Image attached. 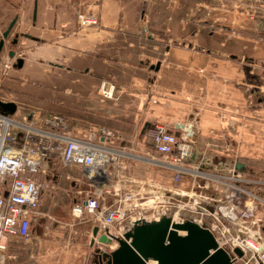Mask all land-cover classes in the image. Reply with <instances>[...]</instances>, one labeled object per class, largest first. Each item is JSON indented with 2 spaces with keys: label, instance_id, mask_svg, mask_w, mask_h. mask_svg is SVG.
<instances>
[{
  "label": "crops",
  "instance_id": "obj_1",
  "mask_svg": "<svg viewBox=\"0 0 264 264\" xmlns=\"http://www.w3.org/2000/svg\"><path fill=\"white\" fill-rule=\"evenodd\" d=\"M79 13L97 15L98 27H79ZM13 19L0 48V102L15 105L12 116H57L76 136L111 130L112 147L131 154L116 187L142 196L199 190L202 179L172 184L148 136L156 122L175 133L176 123L192 125L199 153L190 164L213 172L234 163L264 215V0H0V38ZM65 169L70 192L46 194L66 182ZM41 172L49 187L28 241L7 242V264H101L96 222L71 211L92 188L56 160Z\"/></svg>",
  "mask_w": 264,
  "mask_h": 264
},
{
  "label": "built area",
  "instance_id": "obj_2",
  "mask_svg": "<svg viewBox=\"0 0 264 264\" xmlns=\"http://www.w3.org/2000/svg\"><path fill=\"white\" fill-rule=\"evenodd\" d=\"M77 23L79 27H98L99 20L95 14L79 13ZM102 93L111 95L104 90ZM172 129L177 132L158 122L149 129L151 145L160 155L152 162L172 173L173 185L187 177L202 179L203 183L197 185L198 191L163 193L153 187L149 195L142 196L116 187L118 178L123 177L121 170L126 168L120 159L131 158V154L112 147L111 130L89 126L84 135L76 136L57 116L35 123L25 115L0 113V182L4 183L0 190V264H7L6 244L11 238L27 242L30 237L32 214L49 187L35 178L43 172L41 165L45 160L76 167L92 188L82 202L72 205L71 211L74 216H89L99 233L106 236V243L94 238L101 254L115 250L118 240L129 243L126 237L137 222L152 223L165 218L170 223L194 224L209 233L216 249H224L231 264H264V215L258 212L254 203L257 196L246 187L242 172L234 163L226 170L213 172L192 166L190 159L199 153L196 129L184 123H176ZM113 177L115 185L102 191ZM236 248L241 256L235 253Z\"/></svg>",
  "mask_w": 264,
  "mask_h": 264
},
{
  "label": "water",
  "instance_id": "obj_3",
  "mask_svg": "<svg viewBox=\"0 0 264 264\" xmlns=\"http://www.w3.org/2000/svg\"><path fill=\"white\" fill-rule=\"evenodd\" d=\"M15 19L8 25L1 34L0 48L7 38ZM16 39L13 40V43ZM12 54V53H11ZM151 68L157 69L158 63ZM15 105L10 102H0V113L12 115L15 112ZM237 168L242 164L237 163ZM4 197L7 195L5 192ZM170 221L161 219L158 222H137L132 234L126 238L129 243L118 240V247L110 253L103 252L106 264H146V260L152 259L157 264H196L205 259L204 264H231L225 252L216 249V244L206 231L191 223L173 224L168 231ZM183 230L185 235H178L175 230ZM97 225L92 228V243L98 234ZM98 241L106 243V236L101 234ZM167 242V243H166ZM210 249L214 250L210 253ZM235 253L241 256V251L235 249Z\"/></svg>",
  "mask_w": 264,
  "mask_h": 264
},
{
  "label": "rangeland",
  "instance_id": "obj_4",
  "mask_svg": "<svg viewBox=\"0 0 264 264\" xmlns=\"http://www.w3.org/2000/svg\"><path fill=\"white\" fill-rule=\"evenodd\" d=\"M200 72H202V71H200ZM105 85V84H104ZM109 86V85H108ZM107 85H105V87H108ZM103 91V90H102ZM158 123H162V124H164L163 122H158ZM58 167H60V165H58ZM159 168H162V167H159ZM69 172V171H68ZM67 173V171H66V169L64 170V172H63V181H66V179H65V174ZM41 177V176H40ZM39 177V178H40ZM186 187H188L187 185H186ZM168 189H173V185H171V186H169V188ZM69 190V191H68ZM70 190H71V187H70V184L69 183H67V181L66 182H62V185L59 187V189H52V188H50V190L49 191H47L46 190V194H52V193H54V194H58L59 195V193H69L70 192ZM56 217V219H60V217H59V215H55ZM48 228H50V226L48 227ZM183 233V232H182ZM181 232H179V234L180 235H183ZM186 234V233H185ZM61 248L63 249V250H65L66 251V248L64 247V244L62 243L61 244Z\"/></svg>",
  "mask_w": 264,
  "mask_h": 264
},
{
  "label": "bare ground",
  "instance_id": "obj_5",
  "mask_svg": "<svg viewBox=\"0 0 264 264\" xmlns=\"http://www.w3.org/2000/svg\"><path fill=\"white\" fill-rule=\"evenodd\" d=\"M103 90H104V92L106 91L107 93L111 94V92H112V90H113V86H112V87H111V86H108V87H105V86H104V87H103ZM105 96H106V95H105ZM171 182H172V181H171ZM0 183H1V182H0ZM5 192H6V191H5ZM5 192H4V193H5ZM4 193H3V194H4ZM178 193L181 194V193H185V192L179 190ZM151 202L153 203L154 201H151ZM148 223H149V222H148ZM173 224H175V223H170V224H169L168 231L171 230V227H172ZM176 224H179V223H176ZM175 231H177L178 235H180L179 232H181V231H183V230H177V229H176ZM132 233H133V232H132ZM132 233H131V234H132ZM166 243H167V242H166ZM211 250H212V249H210V251H211ZM220 250L223 251V252H225L224 249H220ZM213 252H214V250H213ZM213 252H212V253H213ZM148 263H149V264H157V261L152 260V259H148V260H146V264H148ZM198 263H199V262H198ZM198 263H197V264H198ZM201 263H202V262H201Z\"/></svg>",
  "mask_w": 264,
  "mask_h": 264
},
{
  "label": "flooded vegetation",
  "instance_id": "obj_6",
  "mask_svg": "<svg viewBox=\"0 0 264 264\" xmlns=\"http://www.w3.org/2000/svg\"><path fill=\"white\" fill-rule=\"evenodd\" d=\"M205 259H202L198 264H204ZM202 262V263H201ZM99 263L106 264V258H103V255L99 256ZM197 264V263H196Z\"/></svg>",
  "mask_w": 264,
  "mask_h": 264
}]
</instances>
